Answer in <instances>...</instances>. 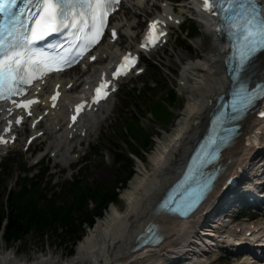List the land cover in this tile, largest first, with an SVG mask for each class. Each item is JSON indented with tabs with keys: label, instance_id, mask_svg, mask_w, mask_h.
<instances>
[{
	"label": "bare ground",
	"instance_id": "bare-ground-1",
	"mask_svg": "<svg viewBox=\"0 0 264 264\" xmlns=\"http://www.w3.org/2000/svg\"><path fill=\"white\" fill-rule=\"evenodd\" d=\"M134 3L141 4L142 1H134ZM169 7L171 8L170 5ZM125 11H127L125 13L131 14L132 18L137 17V14H133L129 8ZM213 19L205 18V22L207 32L215 37L216 24ZM123 22L124 17H121L118 25ZM123 26H127V24ZM135 27L131 21H128L126 32L132 38L131 32H135ZM215 50L214 54L206 55L196 62H189L182 68L179 77V90L186 94L187 104L178 116L174 129L158 139L156 148L147 159H139L140 165L137 166L134 177L121 196L126 202V210L115 211L114 207L109 209L106 216L99 220L80 240L76 251L66 264H176L174 261L181 256L192 259L196 264L194 261L196 257L203 256L210 251L208 245L211 243L212 233L210 228L204 229L205 222L209 220L207 217L210 215L209 212L206 216L199 215L187 223L174 216L159 214L154 208L161 192L165 190L182 166L189 146L193 145L199 131L206 126L212 108L211 103L219 93L229 87L230 81L226 77L223 67L225 45L219 42L218 45L216 44ZM116 51V48L104 45L101 55L107 53L109 56ZM93 74L83 76V86L88 84ZM246 75L255 80H264V51L251 63ZM79 87L78 84L77 88ZM255 125V129L262 130L264 137V122L258 123L254 117L248 120L244 130H252ZM46 130L50 132V128ZM55 145L56 149L53 151L61 154L63 161L69 160L73 154L72 150L77 148V145L71 146L62 140H58ZM226 153L228 154L226 162L229 158L231 159L227 165V176L239 175L244 169L246 170L245 174L253 179V162L258 156L254 147L247 146L245 141L237 140L236 144ZM103 171L100 169L98 172ZM261 173L259 174L263 176L264 171ZM223 185L214 191L207 201L212 204L209 207H204L201 213L212 207L216 209L225 204V201L230 197L228 195H221L216 202L214 199V197L217 198ZM263 186L264 184H261L259 187ZM150 221L161 224L162 231L167 237L166 240L156 248L133 252L138 235L144 231ZM190 244L193 246L192 250L189 248ZM13 252L18 253V251ZM61 257L54 251L43 254V258L40 256L33 258L29 255L26 259H17L2 253L0 264H59Z\"/></svg>",
	"mask_w": 264,
	"mask_h": 264
},
{
	"label": "rangeland",
	"instance_id": "rangeland-1",
	"mask_svg": "<svg viewBox=\"0 0 264 264\" xmlns=\"http://www.w3.org/2000/svg\"><path fill=\"white\" fill-rule=\"evenodd\" d=\"M186 1L187 0L179 1V4L176 6L178 8L177 11H183L181 5L185 4ZM153 9L154 7L151 6V3H149L145 9L135 10L134 8V12L140 13V16L137 17L132 24L137 25L139 21L138 25H140L145 13L153 11ZM185 13L191 15L186 11ZM187 23L196 25L200 33L199 38L193 40L191 43L188 41L191 45V50L187 51L180 47L178 43L179 36L184 39L185 34L181 31H176V34L172 37L170 44L164 51H160L157 55H152L144 59L148 68L147 72L141 78L133 79L125 83L123 90L117 96L115 113H113L109 121L103 125L101 136H96L93 141L95 143L92 146V150L84 158L79 159L78 165L64 166L69 160L63 161L58 155L52 158L51 155L46 156L41 163H35L34 160H36L42 152L29 157H26L21 152L10 154L9 158L0 165V207H2L7 214L11 213L9 205H14L10 202L12 195L30 194L37 188L40 191V198L42 199L41 202L39 201L40 203L37 207L45 209V197L47 200H58V203L53 204L55 207L64 206L66 208L70 206L77 196L78 190L75 192L77 184H81L84 188L94 189L98 185L107 186L109 189L118 186L119 180L117 177L125 169V164L122 163L117 165L115 158L116 152L120 150L125 153L128 152V149L131 151L130 146L127 147L128 135L123 136V130H128L129 134L134 138L133 143L139 147V141L142 139L143 134L153 135L154 139L149 150H147L148 152H146V154L140 152L139 154L142 159H147L149 157L156 148L158 139L174 129L178 116L185 109L187 104L186 94L179 90V77L182 68L189 62H196L200 60V58L206 55H212L216 52V44L212 35L204 32L203 26L197 24V22L188 21ZM176 37L178 38L176 39ZM124 39L127 43L133 42V39L129 36ZM154 64L157 65L156 68L152 67ZM152 68H154L155 71H152ZM151 84H153V88ZM137 89H141L142 92L139 95H134ZM167 90H173L176 93L177 98H174L175 101H173V103H169L166 100ZM125 94H128L126 99L124 97ZM165 100L167 102H165ZM157 104L162 105L160 111L157 110V107H159L156 106ZM133 123H135V128L141 132L136 131L133 133L131 129V124ZM38 164L42 165L35 169L32 168ZM260 164H264V159ZM48 165L52 168V171L48 175L42 173L37 174L36 169L39 171H41V169L45 170V167ZM139 165V158L134 157L132 177H134L136 168ZM100 169L104 171L98 172ZM261 171H264V167H261ZM30 177H34L33 182H30ZM130 180L125 186L122 187L120 185L121 187L117 199L109 204L102 203L101 208L99 207V202H96L93 198L87 199L88 209L84 212L89 216H95L96 218L97 209L100 208L101 211L104 207H108L103 210V216L97 220L95 219L93 224L88 225L87 221L81 225V230H84V232L82 231L84 233L83 238L99 220L106 216L107 211L112 207H114V209L116 208L115 211L123 212L126 210V202L121 196L128 187ZM70 181H73L75 184ZM54 191H56L55 195L53 194ZM232 199L233 197H231V200ZM241 208L242 207L239 205L230 208L228 213L233 216L237 215V218H228V220L234 222L231 224L232 226L230 225L231 227L225 228L226 230L222 229V232L226 231V233H232L237 230L236 233H238V229L240 228H236L237 225L241 227L244 226L246 230L248 229L250 224L247 218L248 215H242L244 218L240 219L238 217L239 213H236L239 212ZM63 210L64 209L61 211L62 215L65 214ZM74 217H76V220H79L81 217L85 218L86 216L82 211L81 217L78 213H75ZM259 221L264 224V217L259 218L256 222ZM199 230L201 232V229ZM60 232L63 233V231ZM55 236H57L56 233L51 230L42 232L33 228L27 236L22 238L14 239L11 237H0V255L6 253V255L8 254V256H12L13 258L26 259L29 255L33 258L42 257L43 254L54 251L56 255H65L68 261L76 251L77 246L72 255H68L71 248L70 244L65 243V245L60 246L59 241L61 238ZM13 251H18V253L15 254ZM221 253L222 251L215 249L214 252L210 254L206 253L203 256L196 257L194 261H196V264H248L245 262L247 256H242L241 254L232 256L228 254L230 258H225L220 256Z\"/></svg>",
	"mask_w": 264,
	"mask_h": 264
},
{
	"label": "snow or ice",
	"instance_id": "snow-or-ice-1",
	"mask_svg": "<svg viewBox=\"0 0 264 264\" xmlns=\"http://www.w3.org/2000/svg\"><path fill=\"white\" fill-rule=\"evenodd\" d=\"M120 3L121 0H26L24 7L17 13L12 10L16 0H0V13L4 15V20L0 23V100L23 95L25 89L22 85H31L37 78L36 72L43 76L48 72L62 71L72 63H78L77 57H83L99 44L105 29H108L115 38L117 33L115 28L110 26L109 17L118 9ZM202 10L217 17V32L226 34L231 41L226 62H235L232 71L238 75L246 74L257 53L264 51V0H202ZM29 22H31L30 26ZM160 23L159 20L150 23L141 47L154 45L164 34L156 27ZM153 29L158 33L155 39H151L154 35ZM53 34L71 37L70 41H65L72 45L65 50L66 52L75 49V56L71 61L64 56L35 53L30 47L36 41L44 40ZM56 46L63 47V45ZM89 58L96 59L95 56ZM134 63L135 57L126 54L111 73L112 79L126 75ZM112 79L105 80L102 77L94 89L91 102L83 101L75 106L76 114L71 117L73 122L76 121L77 115L84 111L85 106L99 104L108 97L110 91L115 90ZM59 95L60 93L56 92L51 97L53 107L56 106L55 101ZM236 95L239 108L247 109L258 98H264V82L255 84L251 90L245 83H240ZM37 102L34 99L21 102L12 100L15 107L23 109H28ZM235 110L234 105L233 111ZM28 114L31 115V112ZM258 114L264 117V111ZM16 123L19 124L20 120L17 119ZM9 130L4 129V131ZM7 142L0 137V143ZM215 144L216 139L209 137L208 145ZM209 155L215 158L216 150L210 154L204 151L198 152L189 165V172L193 171L197 164L206 163ZM199 198L200 194L197 193L191 201L184 204L183 210L179 206L169 210L182 216L186 215L187 210L191 209Z\"/></svg>",
	"mask_w": 264,
	"mask_h": 264
},
{
	"label": "trees",
	"instance_id": "trees-1",
	"mask_svg": "<svg viewBox=\"0 0 264 264\" xmlns=\"http://www.w3.org/2000/svg\"><path fill=\"white\" fill-rule=\"evenodd\" d=\"M193 27L194 32H197V28L195 26ZM167 91L168 97L170 96L171 99L170 103H173V101H175L174 98H177L176 93L173 90ZM156 106H159L157 107V110L160 111V107H162V105L157 104ZM131 129L133 133L136 131L141 132L135 128V123L131 124ZM122 133L123 135H128L127 145L130 146L131 151L125 155L121 154V151L116 153L117 165L122 163L125 164V169L117 177L119 180L118 186L109 189L107 186L98 185L94 189L84 188L81 184H77L75 192L77 190L78 192L77 196L75 197V201H73L72 204L66 208L64 206L55 207L53 204H56L59 201L54 199L47 200L46 197L44 198L46 200L45 209L38 208L37 206L42 201L38 188L34 189V191L30 194L17 196L12 195L10 202H12L14 205H9L11 213L7 214L6 211L0 207V237H11L14 239L22 238L27 236L33 230V228L42 232L45 230H51L56 233L57 236L55 237L61 238L59 241L60 246L65 245V243L70 244L71 248L69 254L71 255L79 241L83 238L84 230H81V225L87 221L88 225H91L95 220V216H89L84 212L88 209L87 199L93 198L96 202H99L100 208L102 203L109 204L117 199L119 196L120 187L125 186L133 175V156L140 158V152L142 154L148 152L147 149L149 150V147L154 139L153 135L143 134L142 139L139 141V147L133 143L134 138L130 134H127L126 130H123ZM107 207L108 206L104 207V209ZM100 208L97 209L96 217H102L104 214V209L100 211ZM62 209L65 211L64 215L61 214ZM82 211L86 216L85 218L81 217ZM75 213H78L81 217L79 220H76V217H74ZM60 231H63V233Z\"/></svg>",
	"mask_w": 264,
	"mask_h": 264
}]
</instances>
